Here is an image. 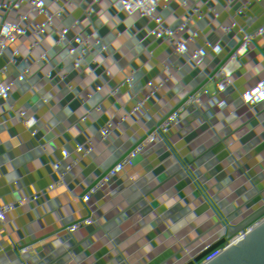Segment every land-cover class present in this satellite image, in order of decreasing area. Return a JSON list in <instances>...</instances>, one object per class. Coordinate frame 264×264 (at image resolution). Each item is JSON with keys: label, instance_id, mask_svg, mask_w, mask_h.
I'll return each instance as SVG.
<instances>
[{"label": "crops", "instance_id": "crops-1", "mask_svg": "<svg viewBox=\"0 0 264 264\" xmlns=\"http://www.w3.org/2000/svg\"><path fill=\"white\" fill-rule=\"evenodd\" d=\"M3 1L11 7L15 4V13L28 16L27 23L36 28L38 37L53 28L50 19L59 21L64 17V4L77 8V18L87 23L82 11L85 0H42L44 5L37 16L31 6L39 0H0V3ZM99 1L108 6V11H112L116 4V0ZM177 2L175 13L158 11L150 17L158 23L160 30L155 34L158 46H152L142 58L150 65L149 88L157 79L156 71L166 72L170 45L195 46V42H189L184 34L185 26L179 24L188 0ZM255 2L261 8L264 6V0ZM198 5L203 22L215 20L219 13L217 0H198ZM238 11L240 8L236 6L227 15L234 27L229 42H237L238 47L230 49L222 70H215L219 59L205 49L194 68L197 85L186 76L174 78L176 89L186 91L195 108L209 100L200 86L224 97L231 89L225 84V78L230 76L236 80L242 73L248 58L246 45L251 43L250 16L245 13L242 19H238L235 16ZM141 14L148 17L145 12ZM92 25L95 30L103 31L101 40L94 42L104 54L108 53L115 34L125 42V28L115 31L109 18L97 16ZM2 30L14 38L24 35L15 27L11 13L0 17ZM259 41L261 45L256 49L254 72L264 71V21L260 23ZM81 57L90 60V68L95 64H107L108 74L104 78L102 94L107 92L111 82L123 86L119 92L123 98L119 111H124L140 98V92L134 96L127 92V82L132 77L129 72L122 71L103 57L91 58L86 53ZM75 63L78 74L86 70ZM243 87L251 88V83L245 82ZM163 92L165 98L155 94L143 102L140 116L130 118L129 131L119 132L124 152L136 156L146 143L142 130L148 128L150 120L154 121L151 130L159 134L162 146L152 145L149 156L157 159L156 172L165 179L158 194L146 183H135L128 171L110 165L109 160L114 155L112 149L79 140L74 134L77 125H71L68 130H56V120L39 124L26 135L23 153L30 155L38 149L28 165L41 159L45 164L58 165V171L49 175L40 197L33 195L34 185L28 181L25 172L16 171L15 164L8 163L0 172V182L5 180L9 186L8 191L0 188V264H61L60 259L68 251L72 253L69 264H104L126 241L140 235L150 225L155 229L140 238V253L132 255L123 264H264V136L243 146L233 158L213 168L199 182L195 181L201 174L198 156L210 161L222 154L243 129L238 118L262 108L264 72L257 83L260 97L255 98L254 91L230 96L227 105L233 112L226 119L224 128L210 130L201 145L195 144L201 135L200 126L190 127L186 106L176 101V93L170 88H163ZM220 114L216 111L210 119H216ZM50 136L54 140L47 143ZM190 146L197 154L184 162L181 154ZM165 169L177 175V179L166 174ZM154 176L156 173L151 174L150 179ZM181 195H185L188 203L183 221L178 220L176 210L169 207ZM233 199L247 209V214L219 233L204 234L200 222ZM88 204L93 206L90 214L85 211ZM108 210L121 211L122 214L105 227L111 219ZM99 229H102L101 240L91 241ZM174 229L183 230L182 235H172L170 231Z\"/></svg>", "mask_w": 264, "mask_h": 264}, {"label": "built area", "instance_id": "built-area-1", "mask_svg": "<svg viewBox=\"0 0 264 264\" xmlns=\"http://www.w3.org/2000/svg\"><path fill=\"white\" fill-rule=\"evenodd\" d=\"M217 1V17L215 20L203 22L198 0H188L184 13L179 17V24L185 26L184 34L189 42H195V46L181 47L178 43L170 45L166 72L156 71L157 79L151 88L148 85L150 65L143 62L142 58L148 49L158 46L155 34L160 27L150 17L158 11L164 14L175 13L178 9L177 0H116L112 11H108V6L99 0H85L82 11L87 23L77 18V8L64 4V17L59 21L50 19L49 23L53 24V28L42 37L36 36V28L27 23L28 16L25 13H15V4L11 7L5 1L1 2L0 17L11 13L15 27L24 35L14 38L4 30L0 31V172L8 163L15 164L16 171L25 172L28 181L34 185L33 195L40 197L49 175L58 171V165L55 167L45 164L41 159H36L28 165L30 157H35L38 149L28 155L23 153L22 148L26 135L31 134L36 126L57 120L56 130H68L71 125H77L74 134L79 140L112 149L114 155L109 160L110 165L128 171L135 183H146L158 194L165 185V179L156 172V167L159 166L157 159L149 156L152 145L162 146L159 134L151 130L154 121L150 120L148 128L142 130L146 143L141 146L136 156L124 152L119 137L120 131H129L130 118L140 116L143 102L155 94L165 98L163 88H170L176 93V101L186 106L185 113L189 116L190 127L200 126L201 135L195 140V144L201 145L210 130L220 131L224 128L226 119L233 112L227 105L230 96L251 91H254L255 98L261 95L257 92V83L264 71L254 72L252 68L257 58L256 49L261 45L259 33L260 23L264 21V6L259 7L255 0ZM43 5L42 0L32 4L35 16L39 15ZM236 6L240 8L235 14L236 18L242 19L245 13L250 16L248 29L251 43L246 45L248 58L243 64L242 73L236 80L230 76L225 78V84L231 89L224 97H220L208 87L200 86L209 96V100L195 108L189 101L188 93L176 89L174 78L186 76L197 85L194 68L201 61V52L205 49L210 50L219 59L215 70H222L224 61L230 56V49L238 47L237 42H229V35L234 27L227 19L228 13ZM142 12L147 13L148 17H144ZM97 16L109 18L115 31L125 28V42L115 34L107 54L94 42L101 40L103 35L102 30H95L92 25ZM82 53L91 58H106L122 71L129 72L132 77L127 82V92L131 96L140 92L141 96L137 102L128 105L124 111H119L118 107L123 104L119 92L123 86L111 82L107 92L102 94L104 78L108 74L107 64H95L90 68V60H83ZM238 61L236 58V62ZM75 62L86 70L78 74ZM245 82H250L251 88L243 87ZM216 111H220V116L211 120L210 116ZM238 119L242 122L243 129L222 154L210 161L201 155L198 156L201 174L196 182L210 174L216 166L233 158L243 146L264 136V103L256 113ZM53 140L50 136L46 142L52 143ZM196 154L197 151L190 146L182 152V160L188 162ZM164 171L177 179V175L171 174L167 169ZM153 173H156V176L150 179ZM0 188L9 190L5 180L0 182ZM92 207V204H88L85 211L90 214ZM169 207L176 210L178 220L185 219L188 211L185 195L176 198ZM107 213L111 219L105 227L113 224L122 214L121 211L112 210ZM246 214L247 209L238 200L233 199L207 214L200 222V227L204 234L219 233L234 225ZM154 229L155 226L150 225L140 235L126 241L119 252L104 264H123V261L130 259L132 255L139 254L140 238ZM170 232L180 237L183 230L174 229ZM101 237L102 229H99L91 241H100ZM71 254L68 251L60 259V263L69 264Z\"/></svg>", "mask_w": 264, "mask_h": 264}]
</instances>
